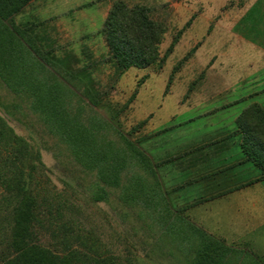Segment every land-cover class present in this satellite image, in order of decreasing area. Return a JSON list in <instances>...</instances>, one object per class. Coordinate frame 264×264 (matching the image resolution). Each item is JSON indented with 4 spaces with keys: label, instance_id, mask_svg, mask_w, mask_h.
<instances>
[{
    "label": "rangeland",
    "instance_id": "obj_1",
    "mask_svg": "<svg viewBox=\"0 0 264 264\" xmlns=\"http://www.w3.org/2000/svg\"><path fill=\"white\" fill-rule=\"evenodd\" d=\"M116 7L129 28L154 22L151 64L116 63ZM252 104L264 0L0 8V262L35 242L109 264H264V171L240 145Z\"/></svg>",
    "mask_w": 264,
    "mask_h": 264
},
{
    "label": "trees",
    "instance_id": "obj_2",
    "mask_svg": "<svg viewBox=\"0 0 264 264\" xmlns=\"http://www.w3.org/2000/svg\"><path fill=\"white\" fill-rule=\"evenodd\" d=\"M31 0H0V8L12 14ZM120 10V9H119ZM116 7L110 13L106 23V37L116 63L124 69L132 66L151 64L156 56L155 24L144 17L141 25L136 21L135 28H129L120 18ZM133 12V10L131 11ZM239 128L242 133L240 143L246 157L264 171V110L258 104H252L241 115ZM32 192V193H31ZM27 207L35 205L32 189L26 188ZM34 213L27 212L19 217L17 235L24 241L32 232ZM0 264H109L102 256L74 247L61 253L37 243H27L16 247L14 255Z\"/></svg>",
    "mask_w": 264,
    "mask_h": 264
},
{
    "label": "crops",
    "instance_id": "obj_3",
    "mask_svg": "<svg viewBox=\"0 0 264 264\" xmlns=\"http://www.w3.org/2000/svg\"><path fill=\"white\" fill-rule=\"evenodd\" d=\"M255 193V192H254Z\"/></svg>",
    "mask_w": 264,
    "mask_h": 264
}]
</instances>
